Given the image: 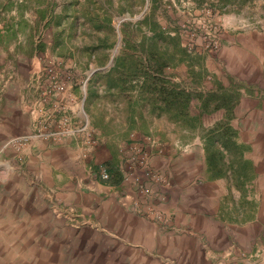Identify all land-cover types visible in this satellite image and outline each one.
Instances as JSON below:
<instances>
[{
	"label": "crops",
	"instance_id": "obj_1",
	"mask_svg": "<svg viewBox=\"0 0 264 264\" xmlns=\"http://www.w3.org/2000/svg\"><path fill=\"white\" fill-rule=\"evenodd\" d=\"M74 1L0 0V264H264V13L224 22L216 54H191L178 30L182 72L140 75L136 52L95 56L109 17L96 0L76 57ZM60 58L89 71L60 74L55 91L40 66ZM50 114V130L87 123L93 146L78 133L3 148ZM147 137L168 183L138 172L150 196L121 170Z\"/></svg>",
	"mask_w": 264,
	"mask_h": 264
},
{
	"label": "rangeland",
	"instance_id": "obj_2",
	"mask_svg": "<svg viewBox=\"0 0 264 264\" xmlns=\"http://www.w3.org/2000/svg\"><path fill=\"white\" fill-rule=\"evenodd\" d=\"M96 3L99 7H107L109 17L102 21L103 27L99 31V27L96 28L95 34L96 39L99 37L103 46H108V52L106 54L102 52L101 48L104 47H101L95 56H99L101 61L111 55L120 56L136 52L144 62L137 72L140 75L150 71L159 72V74L169 73L170 70L176 73L182 72L180 62L185 53H181L182 48L178 38V35L182 33V25L197 27L212 22L223 27L233 15L244 18L256 12L264 13V0H96ZM74 6L79 14L74 19L80 31L75 34L80 41L77 39L79 48L74 52L76 57L83 59L85 63V44L91 41V30L87 23L89 4L87 0H75ZM57 23L60 24V21ZM157 30L160 33H157ZM151 31L154 33L152 38H150ZM124 36L127 38L126 42ZM82 46H84L83 49H81ZM150 57H156L157 62L149 64ZM64 59L41 60L40 68L46 75L49 71L59 74H75L73 70L84 74L89 71L87 64L78 66L73 63V60L66 64L61 61ZM125 67L133 66L128 64ZM5 145L3 148L6 147Z\"/></svg>",
	"mask_w": 264,
	"mask_h": 264
},
{
	"label": "built area",
	"instance_id": "obj_3",
	"mask_svg": "<svg viewBox=\"0 0 264 264\" xmlns=\"http://www.w3.org/2000/svg\"><path fill=\"white\" fill-rule=\"evenodd\" d=\"M181 32L184 38V47L188 52H195L196 49H201L202 51L216 54L220 50V36H221V25L208 22L207 25L203 26H181ZM192 27V28H191ZM52 87L55 91L62 90V86L58 79L60 74L57 72L49 71L48 74ZM52 115L45 116L44 120H39L37 131L31 135L16 136L11 138L7 143L6 147L10 146L15 150L17 155L22 154L23 147L31 142L32 139H44L59 141L64 137L69 135H75L78 133L84 134V146H93L95 139L93 138L92 131L89 129L87 123L79 126L76 130L69 127L68 119L62 118L57 125L55 124V129L50 130ZM129 153L122 157V172H123V182L128 186H136V191L139 194L150 196L151 192L144 188L143 184H139L140 176L143 181H148L150 179L159 183L161 186H167L168 183L151 173L149 169V160L154 154L161 155L163 149L158 143V140L147 137L144 138L140 143L129 146ZM123 151V150H122ZM138 172L141 175L138 177ZM101 178L103 180L108 179V174L103 171L101 173ZM165 196L162 194V199ZM159 218V217H157Z\"/></svg>",
	"mask_w": 264,
	"mask_h": 264
}]
</instances>
